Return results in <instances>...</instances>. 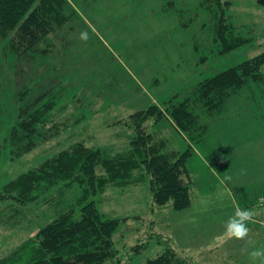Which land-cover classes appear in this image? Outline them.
<instances>
[{"label": "rangeland", "instance_id": "374dc122", "mask_svg": "<svg viewBox=\"0 0 264 264\" xmlns=\"http://www.w3.org/2000/svg\"><path fill=\"white\" fill-rule=\"evenodd\" d=\"M67 1L64 9L70 18L62 27L56 25L43 57L26 62L0 41V191L77 141L100 147L106 155L125 150L135 132L118 123L119 118L153 103L164 106L175 95L183 100L199 81L264 52V0H225L229 20L255 35L253 42L226 55L218 54L213 39L221 11L218 4ZM82 32L88 33L87 41L81 39ZM26 83L34 95L66 86V97L75 102L57 119L77 115L71 120H79L55 136L44 131L46 140L39 137L41 142L30 153L13 160L7 139L17 116L18 89ZM201 113L198 133L205 129L195 141L169 118L152 127L170 149L192 147L191 176L186 178L194 199L191 209L175 211L172 203L155 204L148 178L138 185L109 187L94 196L105 216L130 218L115 235L123 263L146 264L174 248L189 264H243L249 263L244 249L264 246V83L245 87L222 112ZM50 207L40 202L23 214L19 205L6 202L0 214L7 219V227L0 224V258L36 234V228L53 214ZM237 208L254 213L255 222L248 224L250 233L244 241L224 235L225 222ZM13 213L15 219L25 217L16 228L9 224Z\"/></svg>", "mask_w": 264, "mask_h": 264}, {"label": "trees", "instance_id": "16d2710c", "mask_svg": "<svg viewBox=\"0 0 264 264\" xmlns=\"http://www.w3.org/2000/svg\"><path fill=\"white\" fill-rule=\"evenodd\" d=\"M206 1L214 6L218 4L221 10L213 38L218 54H229L255 40V35L244 32L246 27L229 20L223 7L227 1ZM66 2L0 0V41L26 62L43 57L56 25L62 27L65 19L70 18L64 9ZM252 83H264V52L199 81L183 100L175 95L164 106L153 103L145 110L119 118L118 123L135 132L125 150L106 155L100 147L77 141L5 184L0 191V214L6 202L19 205L23 214L34 204L49 203L53 214L36 228L35 235L0 258V264H125L118 257L115 235L130 218L105 216L94 196L103 194L109 187L125 188L147 182L148 178L155 204L172 203L176 211L191 207L192 187L186 178L191 176L188 164L192 147L184 151L170 149L165 138L152 127L169 118L175 128L195 141L205 129L198 133L201 111L222 112L231 98ZM65 88H49L35 95L28 83L18 89L17 116L7 139L13 160L30 153L41 142L39 137L46 140L44 131L55 136L69 123L79 120H71L77 115L57 119L75 102V98L66 97ZM154 117L158 120H149ZM13 216L14 213L9 224L16 228L25 217ZM6 221L4 216L0 218V224L5 227ZM131 250L140 251L139 248ZM146 264H189V261L178 250L167 248L149 258Z\"/></svg>", "mask_w": 264, "mask_h": 264}, {"label": "clouds", "instance_id": "9594fccd", "mask_svg": "<svg viewBox=\"0 0 264 264\" xmlns=\"http://www.w3.org/2000/svg\"><path fill=\"white\" fill-rule=\"evenodd\" d=\"M81 39L87 41L89 39L87 32L81 33ZM227 179H231L228 177ZM254 213L248 209L237 208L235 214L230 216L225 222V233L229 238H234L236 240H247L250 233L249 223H254ZM249 257V264H264V246L260 248H254L251 251L244 249Z\"/></svg>", "mask_w": 264, "mask_h": 264}, {"label": "crops", "instance_id": "0c3cea01", "mask_svg": "<svg viewBox=\"0 0 264 264\" xmlns=\"http://www.w3.org/2000/svg\"><path fill=\"white\" fill-rule=\"evenodd\" d=\"M141 184V183H140ZM222 184V183H221ZM138 185V184H137ZM224 185V184H223ZM193 203H194V199H193V202H192V205H191V207H189L188 209H191L192 208V206H193ZM169 204V203H168ZM188 209H185V210H188ZM176 211V210H175ZM183 211V210H182ZM179 253H181V252H179ZM226 264H229V263H226ZM243 264H245V263H243ZM246 264H249V263H246Z\"/></svg>", "mask_w": 264, "mask_h": 264}]
</instances>
